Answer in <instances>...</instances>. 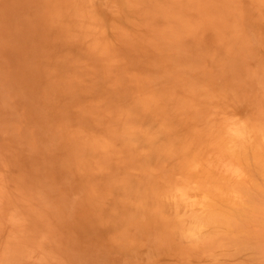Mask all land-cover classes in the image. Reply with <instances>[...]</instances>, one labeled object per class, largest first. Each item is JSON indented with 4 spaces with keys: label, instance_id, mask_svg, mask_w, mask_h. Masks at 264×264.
<instances>
[{
    "label": "rangeland",
    "instance_id": "1",
    "mask_svg": "<svg viewBox=\"0 0 264 264\" xmlns=\"http://www.w3.org/2000/svg\"><path fill=\"white\" fill-rule=\"evenodd\" d=\"M127 1H131L130 13L124 9ZM81 2L0 0V256L7 258L2 264H39L42 259L43 264H186L182 246L189 240L183 232L173 225L168 229L171 239L166 241L158 226L148 221L161 214L171 216L173 205L178 216L183 210L184 217L190 209L206 211L211 208L206 203L213 204L220 194L221 184H248V174H255L246 171L239 148L243 144L250 158V151L257 148L259 158L264 155V0ZM86 6L93 13L92 19L87 16L91 20L87 25H93L88 33L97 32L93 35L102 50H78L67 67L70 73L61 70L59 83H70L73 94L65 98L63 89L52 92L48 78L57 63L51 60L56 61L55 51L63 53L71 46L59 45L60 35L77 39L76 35L87 34L78 16ZM122 13L128 18L120 23ZM115 20L120 23L119 32L112 30ZM87 87H91L90 95L82 93L79 98ZM88 102L100 107L96 115ZM121 106L126 115L119 120L116 114ZM54 109L60 110L59 116ZM130 109L135 114H128ZM71 110L85 117L89 139L108 140V150L87 142L88 149L79 152L74 144L66 148L59 143L71 118L64 114ZM124 122L140 128L124 131L127 137H121L118 125L122 128ZM116 138L124 139L119 143ZM146 140L150 144L144 145ZM134 141L143 143L145 150ZM235 144L237 153L232 151ZM254 145L257 148L252 149ZM150 146L154 150L149 151ZM138 150L142 158L132 154ZM256 153L252 156L258 158ZM103 157L107 161L100 162ZM246 158L255 172L259 165ZM149 165L154 171L147 170ZM152 175L154 181L175 180L182 189L164 192L159 199L137 197L136 185L150 186ZM181 177L186 183L190 178L197 184L205 180L203 186L199 184L202 191L192 187L195 181L180 185ZM91 210L102 214L103 220L121 224L92 232L96 227H89ZM164 217L159 220L170 224L172 218ZM258 245L256 256L249 253L254 260L243 255L248 261L244 264H264V238ZM211 259L202 255L195 262L205 264Z\"/></svg>",
    "mask_w": 264,
    "mask_h": 264
},
{
    "label": "bare ground",
    "instance_id": "2",
    "mask_svg": "<svg viewBox=\"0 0 264 264\" xmlns=\"http://www.w3.org/2000/svg\"><path fill=\"white\" fill-rule=\"evenodd\" d=\"M72 1H74V0H72ZM85 1V0H84ZM91 1V0H90ZM105 1V0H104ZM77 2V1H76ZM106 2H108V1H106ZM124 2H126V1H124ZM73 4H74V2H72ZM84 2H83V0H82V2H81V4H83ZM90 3V2H89ZM110 3H111V0H110ZM130 3H131V1H127V5H126V3H125V10L128 12V13H130V9L132 8V7H130ZM80 4V3H79ZM88 4V3H87ZM86 4V5H87ZM106 4V3H105ZM76 5V4H75ZM84 5H85V3H84ZM92 4L90 3V6H91ZM108 5V3L106 4V6ZM59 6V5H58ZM109 6V5H108ZM73 7H75L74 5H73ZM80 7H82L81 5H80ZM83 7H85V6H83ZM90 8V7H89ZM92 8V7H91ZM90 8V9H91ZM87 9V10H86ZM86 9L84 8V9H80V11H79V15H78V13H75V15H78L79 16V20H80V24H81V27L85 30V32H87V34H80V35H76V37H77V39L76 38H72V37H70L68 34L67 35H60V38H61V40H62V42L59 44V45H68L69 44V49L66 51V52H63V53H59V52H57V51H55V60L56 61H53V60H51L52 62H56L57 63V66H54V68H53V70H50V75H49V80L52 82V84H53V90H52V92H57L58 90H60V89H63V94L62 95H65V98L67 97V96H69V95H73L72 94V89H71V84L70 83H67L66 81H65V83H59V79H61L60 78V72H61V70L62 69H64V71H65V75L66 74H68V73H70L69 71L67 72V67L68 66H70V63L73 61L72 59L73 58H75V55L77 54L76 52L78 51V50H86V51H88V52H91V51H93V52H96V53H100V51L102 50V49H100V46H99V44H98V42H97V39H96V36H94L93 34H95V33H97V32H95V33H93V32H91V33H88V32H90V26H89V24L87 25V20H88V18H87V16L90 18V17H93L92 15H93V13H92V11H90L89 10V12H88V7L86 6ZM69 10V9H68ZM67 10V11H68ZM76 10V9H75ZM72 11V10H71ZM118 12V11H117ZM59 13V12H58ZM71 13V15L73 14L72 12H70V10L68 11V14H70ZM92 13V14H91ZM115 13H116V11H115ZM97 14V13H96ZM113 14V13H112ZM74 15V16H75ZM113 15H118V14H113ZM100 16V15H99ZM58 17H54V20H58L57 19ZM100 18V17H99ZM127 19L128 18V16H127V13H122L121 14V16H120V18L118 19V21L120 22L122 19ZM66 20H67V18H65ZM90 19H92V18H90ZM88 20V21H91V20ZM101 19V18H100ZM63 20V19H62ZM102 20V19H101ZM94 21H95V19H94ZM112 21V20H111ZM117 20H115V24H114V27L112 28V30L113 31H117V32H119V31H121V28L119 27V25H120V23H117L116 22ZM125 21V20H124ZM98 22H100L99 20H98ZM113 22V21H112ZM112 22H111V25H112ZM95 23H96V21H95ZM103 23V22H102ZM105 23V22H104ZM123 23V22H122ZM109 24H110V22H109ZM97 25V24H96ZM100 25H101V23H100ZM111 25H109V26H111ZM108 26V27H109ZM92 28H93V25L91 26ZM112 27V26H111ZM124 28V27H123ZM82 29V30H83ZM109 29V28H108ZM93 30V29H92ZM106 30V29H105ZM123 30H125V29H123ZM95 31V30H94ZM98 31V30H97ZM124 32H126V30L124 31ZM105 34H106V32H105ZM96 35V34H95ZM73 36V35H72ZM111 38V37H110ZM111 40H112V38H111ZM114 41V40H113ZM112 41V42H113ZM245 45V44H244ZM240 47V46H239ZM217 52V51H216ZM222 59V58H221ZM42 68H40V71H39V74L41 75L42 74ZM53 75H56L57 77H56V80H55V78H53V79H50ZM75 79H78L77 77H75ZM65 84V85H64ZM90 88L91 87H87L86 89H85V92H81V93H79V98H81V94L82 93H85V94H88V95H90ZM106 92V91H105ZM107 93V92H106ZM113 93V92H112ZM69 94V95H68ZM112 96H114V94H112ZM73 99H74V97H73ZM73 99H72V101H73ZM191 99V98H190ZM119 100H121V98L119 99ZM88 104H89V106H90V108L92 109V111L94 112V115H96L97 113H96V111L98 110V108H100V107H98V106H96L93 102H88ZM70 106V105H69ZM68 106V107H69ZM107 105H104V107H106ZM118 108H120L119 110H117V114H116V117L117 118H119V120H122L123 119V117L122 116H124V114H125V111L123 110V107L121 106V107H118ZM181 108H183L182 106H181ZM149 109V108H148ZM180 109V108H179ZM184 109V108H183ZM192 109H194V108H192ZM150 110V109H149ZM185 110V109H184ZM60 112V110L59 109H54V115H56V116H59L58 115V113ZM135 114V111L134 110H132V109H130V110H128L127 111V113L128 114ZM182 112V113H181ZM198 112V111H197ZM196 112V113H197ZM104 114H105V112H103ZM136 113H137V111H136ZM138 114V113H137ZM181 114H184L183 113V111H180V115ZM64 115H66V116H68V118L69 117H71V118H69V120H67L66 122H67V124H66V126L63 128L64 130H62V132L61 133H63V138H62V140L59 142V143H63V146L64 147H66V148H70V147H72L71 145H75V146H77L76 147V149H77V151H81L82 149H88V148H86L87 146H88V144H87V142H89V145L91 146V145H94V146H100V148L101 149H103V150H108L109 149V147H110V144H109V142H108V140L105 138V137H103L102 136V138L101 139H95V138H88L89 137V134L87 133V132H85V130H84V128H86V127H88V125L87 124H84L83 123V121L85 120L84 118L85 117H83V116H80V115H82V113H78V112H76V111H74V110H71V111H69V113H67V114H64ZM73 115H75V116H73ZM85 115V114H84ZM109 115V114H108ZM126 115V114H125ZM188 115V114H187ZM86 116V115H85ZM109 117L110 118H115V117H113V116H110L109 115ZM61 118V117H60ZM62 119V118H61ZM264 119V118H263ZM60 120V119H59ZM58 120V121H59ZM57 120H56V122H58ZM62 121H64L63 119H62ZM124 121V120H123ZM123 121L121 122L122 124H123ZM125 123V122H124ZM76 124V126H75V129L73 128V126ZM121 124V125H122ZM125 124H129L128 126H126L125 127ZM123 126L124 127H122L121 128V125L119 126L118 125V129H119V131L116 129V127H115V129L118 131V133H119V135L122 137V134L123 135H125L124 134V131L125 132H127L128 130L129 131H134V130H139L138 128H140V126L138 127V126H136V125H134L133 127H134V130H132L133 129V127H132V124L131 123H125ZM78 125V126H77ZM143 129V128H142ZM141 129V130H142ZM71 130V131H70ZM66 131H70V135L68 136V134L66 133ZM128 131V132H129ZM237 131H239V130H237ZM142 132H144V130L142 131ZM241 132V131H240ZM85 133V134H84ZM140 133V132H139ZM141 134V133H140ZM126 136V135H125ZM130 136V135H129ZM128 136V137H129ZM140 136V135H139ZM147 136H149V135H147ZM248 136V135H247ZM93 137V136H92ZM127 137V136H126ZM126 137H124V138H126ZM124 138H121V139H119L118 140V138H116V140H118V142L119 143H122L123 142V140L122 139H124ZM150 138H148V141H150L149 140ZM140 140V139H139ZM246 140V139H245ZM244 140V141H245ZM255 140H257V139H255ZM243 140H242V142L245 144L246 142H244ZM247 141V140H246ZM258 141V140H257ZM133 142V141H132ZM132 142H130L132 145H134ZM135 142V145H137L139 142H137L136 143V141H134ZM239 143H240V140L238 141ZM249 142V141H248ZM248 142L246 143V146L247 147H249V145H250V143H249V145H248ZM58 143V141H57V144H59ZM141 143V142H140ZM139 143V145H140V149H141V145H143V143L142 144H140ZM147 143V145L148 144H150L149 142H147V140L145 141V143H144V145ZM232 143V142H231ZM241 144V143H240ZM143 145V146H144ZM228 145V144H227ZM232 145H233V143H232ZM231 145V146H232ZM238 145L239 144H237V147H238ZM242 145V147H243V144H241ZM251 146V145H250ZM255 146V147H254ZM253 147H252V149L253 148H257V145H254ZM261 146L262 145H260V148H261ZM131 147H133V146H131ZM137 147V146H136ZM232 147H234V149L232 150L233 152L235 151L236 153H237V149H236V144L234 145V146H232ZM241 147V146H240ZM239 148V150H241V152L244 154H242L240 151H238V152H240V154H241V157L244 159L243 161L245 162L244 163V165L246 164V166H247V168H246V171L248 170V172L249 173H255L254 175H249L248 174V176H247V174L245 175V177L247 176V178H249L248 179V181H249V183L248 184H246V183H243V184H241V183H239V182H237L236 183V181H234L235 183H233V182H231L232 184H231V186H229V187H231V189L227 186L229 183H226V185L225 184H221V186L222 187H218L219 188V192H220V194L219 193H217V194H219L218 196H217V198H216V200L214 199V201H212L213 202V204H211L210 205V200H209V202L206 200V202H208V203H206V206L207 207H209V206H211V208L209 207L208 209H206V211H203L202 210V208L203 207H201V212L200 213H198V208H197V213H196V211L195 210H191L190 209V211L189 212H187L186 214H185V217H184V215H183V211H182V214H181V216L179 215H177L178 213L176 212V214H174L175 212L174 211H176V206L175 205H173V207H174V210H173V214L170 216H162V214H161V216L159 217V218H157L158 217V215H157V219H152V220H149L148 221V223L149 224H151L152 226H158V229L157 230H159V232H161V234H164L167 238L165 239L166 241H169V239H171V236H172V234L170 235V234H168V229H171V227L173 226V225H175V226H177V229L178 230H180L181 232H183V234H184V237L186 238V239H188L189 240V243L186 245V246H182L183 248H184V250H186V255H182V257H184L185 258V262L186 261H188V262H186V264H197L196 262L198 261L197 259H201L202 258V255H205V257L206 256H208V258L211 256L212 257V259L211 260H209L210 262H208L207 260H206V262H205V264H227V263H229V262H231V264H244L246 261H247V259H245L246 257H252L249 253L250 252H253V254L254 253H256L257 251H258V246H260V245H258V243L260 244V240L262 239V238H264V164H263V161H264V155L261 157V155H260V158H259V154H261V152H258L259 150H258V148L257 149H253V152L254 153H256L258 156V158H259V162H258V158H256V156L255 157H253L254 156V153L252 152V151H250L251 152V157L252 158H250V154L248 155L249 157H247V155H245L246 153H247V151H246V149L243 147V148ZM246 147V148H247ZM262 148H263V150H264V145L262 146ZM132 149V148H131ZM131 149L129 150V151H131ZM134 149V148H133ZM226 149V148H225ZM230 149V148H229ZM232 149V148H231ZM142 150H145V146H144V148L142 149ZM151 150H154V148L152 147V146H150V149H149V151H151ZM246 152H245V151ZM251 150V149H250ZM258 150V151H257ZM262 150V149H261ZM168 151V150H167ZM249 151V150H248ZM131 152H133V151H131ZM231 152V151H230ZM233 152H231V153H233ZM263 153H264V151H262ZM107 153H109V152H107ZM259 153V154H258ZM133 155L135 154V156L134 157H143L144 155H143V152L142 151H140V150H138V151H134V153H132ZM182 154H183V152H182ZM252 154H253V156H252ZM255 154V155H256ZM74 154H72V156H73ZM79 155V154H78ZM117 155V154H116ZM184 156H185V154H183ZM235 155V154H234ZM234 155H232V156H234ZM182 156V155H181ZM221 156H222V154H221ZM231 156V155H230ZM231 156V157H232ZM238 156H239V158H240V155L238 154ZM237 155H235V157H236V159H237V157H238ZM247 158H246V157ZM74 157V156H73ZM223 157V156H222ZM245 158H246V160L248 159V158H250V159H252L253 160V162L255 163V165L257 166V165H259V166H257V169H256V171L255 172H252V170L250 171V169H249V166L251 165V164H248L249 163V159L247 160L248 161V163H246V161H245ZM134 159V158H133ZM178 159V158H177ZM181 159H182V157H181ZM232 159H234V157L232 158ZM235 159V160H236ZM256 160V162H255V160ZM103 160V162H105V161H107V158L106 157H103L101 160H100V162ZM179 160V159H178ZM229 160H230V157H229ZM261 160H263V161H261ZM115 161V160H114ZM194 161V160H193ZM200 161V160H199ZM237 161V160H236ZM236 161H235V163H236ZM238 161H240V159L238 160ZM261 161V162H260ZM230 162H232V164H234V162L233 161H230ZM257 162L259 163V164H257ZM138 163V162H137ZM206 163V162H205ZM214 162H212V164H213ZM222 163V162H221ZM240 163H242V162H240ZM251 163H252V161H251ZM260 163H262V164H260ZM209 163L207 162V165H208ZM225 164V163H224ZM227 165H228V163H226ZM225 164V165H226ZM230 164V163H229ZM239 164V163H238ZM248 164V165H247ZM214 165V164H213ZM218 165V164H217ZM216 165V166H217ZM222 165V164H221ZM226 165V166H227ZM262 165V166H261ZM104 166V165H103ZM141 166V165H140ZM145 166V165H144ZM143 166V167H144ZM210 166V165H209ZM209 166H208V168H209ZM215 166V165H214ZM233 166V165H232ZM231 166V167H232ZM235 167H236V164L234 165ZM240 165H238V167H239ZM253 167H254V165H252ZM2 167H4L3 165H2ZM138 167V166H137ZM136 167V168H137ZM146 167H148V166H146ZM195 168L193 169V170H196V167H198V164H197V166H194ZM201 167V166H200ZM230 166L228 165V168H229ZM237 167V168H238ZM243 170H244V168L242 167V165L240 166ZM253 167H252V169H253ZM99 168V167H98ZM136 168H135V170L134 171H136ZM150 168H152V169H150ZM215 168V167H214ZM222 168H224L223 170H225V169H228L227 167L225 168V167H223V165H222ZM146 169V168H145ZM152 170V171H154V169L155 168H153L151 165H149V167L147 168V170ZM210 169V168H209ZM230 169H232V168H230ZM230 169L228 170V172L230 171ZM241 169V170H242ZM1 170V169H0ZM6 170V169H5ZM98 170V169H97ZM100 170V169H99ZM128 170V169H127ZM139 170H140V168H139ZM138 169H137V172H133V170H132V172H133V174L135 175L136 173H138V171H139ZM205 170V169H204ZM242 170V171H243ZM255 170V167H254V169H253V171ZM4 171V170H3ZM131 171V170H130ZM80 172V171H79ZM94 172V171H93ZM205 172V171H204ZM203 172V170H202V173H204ZM224 172H226V171H223V173ZM239 172V171H238ZM241 172V171H240ZM1 173H3V172H1ZM0 173V174H1ZM201 173V175L202 176H204L203 174ZM209 173H211V171L209 172ZM243 173L245 174V172L243 171ZM256 173H258L259 174V176L258 177H262L261 178V181H256L255 179L256 178H258V177H256L255 175H256ZM148 174H150V173H148ZM196 174V173H195ZM194 174V175H195ZM193 175V176H194ZM197 175H198V173H197ZM207 175V174H206ZM182 176V175H181ZM184 177H185V175H183ZM192 176V177H193ZM200 176V175H199ZM137 176H135V178H136ZM205 178H206V176H204ZM254 177H256L255 179H254ZM134 178V179H135ZM187 177H185V181L187 180V181H189V178L188 179H186ZM204 178V179H205ZM154 179L155 178H153V175H152V183L151 184H148V185H150V186H140L139 184H137L136 185V191L134 192L135 194H136V196L137 197H141V196H145V195H152V196H154V197H156V198H158V197H160V194H165L166 192H168L169 194L171 193V194H173V193H175V192H177V190H173L174 188H177V185L174 183V181L175 180H165V181H154ZM181 180H182V177L180 178ZM210 179V178H209ZM259 179V178H258ZM192 180H193V178H192ZM215 180V179H214ZM260 180V179H259ZM4 181V180H3ZM99 181H101V180H99ZM185 181H183L182 180V183H180V185L182 184V186H184V183H186ZM194 181L195 180H193V181H191V178H190V182H191V185H192V182L194 183ZM209 181V180H208ZM184 182V183H183ZM190 182L189 183H186L187 185L188 184H190ZM199 182V181H198ZM203 182L205 183V180H201V182H199L198 184H197V181H195V185H193L192 187L195 189V187H197V186H199V187H197V191H199V190H201L202 191V188H200V185H202L203 184ZM4 183L6 184V182L4 181ZM3 183V184H4ZM201 183V184H200ZM209 183V182H208ZM213 183V182H212ZM215 183H216V181H215ZM3 184H2V187H3ZM4 184V185H5ZM176 186H175V185ZM200 184V185H199ZM210 184V183H209ZM209 184H207V185H209ZM8 185V184H7ZM6 185V186H7ZM217 185H220V184H217ZM226 186V189L225 190H223V188H225V186ZM230 185V184H229ZM9 186V185H8ZM203 186V185H202ZM211 186V185H210ZM130 187H131V185H130ZM187 187V186H186ZM207 187V186H206ZM213 187V186H212ZM211 187V188H212ZM4 188V187H3ZM178 188L180 189L181 188V186H178ZM177 188V189H178ZM188 188H190V187H188ZM192 188V189H193ZM205 187H203V189H204ZM178 189V190H179ZM182 189V188H181ZM191 189V188H190ZM229 189V190H228ZM173 190V193L171 192ZM188 190V189H187ZM209 190H210V188H209ZM233 191V193H235V194H240V195H229L230 193H232V191ZM175 191V192H174ZM185 191V190H184ZM189 191V190H188ZM203 191H206V193H207V191H208V189L206 190H203ZM213 191V189H211L210 190V192H212ZM227 191H231L230 193L229 192H227ZM10 192V191H9ZM162 192V193H161ZM165 192V193H164ZM190 192V191H189ZM194 192V191H193ZM209 192V191H208ZM209 192V193H210ZM214 192V191H213ZM212 192V193H213ZM217 192V191H216ZM226 192V193H225ZM182 193H185V192H182ZM199 193H201V192H199ZM209 193H207V194H209ZM212 193H210V194H212ZM215 193V192H214ZM224 193V195H222ZM229 193V194H228ZM232 193V194H233ZM8 194V193H7ZM201 194H203V192L201 193ZM200 194V195H201ZM199 195V194H198ZM221 195V196H220ZM208 197V196H207ZM170 198H172V197H170ZM159 199V198H158ZM172 199H174V198H172ZM211 199V198H210ZM175 200V199H174ZM173 200V202L175 203V201ZM212 200V199H211ZM5 201V200H4ZM193 203V202H192ZM204 203V202H203ZM178 204V203H177ZM190 205V204H189ZM196 205H198V204H196ZM209 205V206H208ZM185 206V205H184ZM186 207V206H185ZM189 207V206H188ZM187 208V207H186ZM181 209V208H180ZM187 209H189V208H187ZM1 210V209H0ZM128 210V209H127ZM199 210H200V208H199ZM205 210V209H204ZM119 211L120 212H118V214L119 213H121V208H119ZM129 211V210H128ZM161 211V210H160ZM193 211V212H192ZM195 211V212H194ZM181 213V212H180ZM179 213V214H180ZM184 213H185V211H184ZM160 214V213H159ZM176 215V216H175ZM161 217H164V220L165 219H171L172 218V220H170V224H167L165 221H160L159 219L161 218ZM170 217V218H169ZM180 217V218H179ZM188 218V219H187ZM104 219V216H102V214H99V215H97V214H95V213H93V211L91 210V214H90V217H88V220H90V228L91 227H96L95 229H92V232H93V230H100L99 228H100V226H102V227H104L105 225H107V224H112L113 225V227L114 228H117V226L119 225V224H121L120 222H114L113 223V219L112 220H103ZM161 219H163V218H161ZM185 219L187 220V221H185ZM183 222H186L187 223V226H185V225H183V224H185V223H183ZM189 223V224H188ZM7 224H9V223H7ZM144 224H145V222L144 223H141V224H139V226H142V227H140V230H142V229H144ZM14 225V224H13ZM180 225V226H179ZM2 230V229H1ZM10 231V230H9ZM18 232V231H17ZM10 233V232H9ZM112 235V234H111ZM9 236H12V235H9ZM9 236H6L7 238H5V240L6 241H8L9 240ZM132 241H135V240H132ZM258 242V243H257ZM142 243V242H141ZM100 244V243H99ZM258 245V246H257ZM129 246V245H128ZM2 250V249H1ZM3 250H4V248H3ZM217 251V252H214V251ZM218 250H220L221 251V253H218ZM30 251V250H29ZM34 251V250H33ZM89 251H91V250H89ZM256 251V252H255ZM214 252V253H213ZM260 252V251H259ZM30 253H31V251H30ZM33 253V252H32ZM218 253V254H217ZM219 254H220V256H219ZM257 254V253H256ZM256 254H254V256H256ZM35 255H37V253L35 254ZM39 255V254H38ZM49 255L50 256H52V254L51 253H49ZM48 255V256H49ZM243 255H246V257L244 256L243 257ZM248 255H250V256H248ZM5 256V255H4ZM25 256V255H24ZM46 256H47V254H46ZM49 256V257H50ZM191 256V257H190ZM253 256V257H254ZM1 257V256H0ZM20 257H22V256H20ZM43 257V256H42ZM193 257V258H192ZM241 257H242V259H241ZM252 257V258H253ZM2 258V259H1ZM0 258V264H2V262H5V261H7V258L6 257H1ZM40 258V257H39ZM168 258V257H167ZM227 258H229V261H227L226 259ZM249 258H248V260H249ZM252 258H250V259H252ZM26 259H28V257H27V255H26ZM30 259V258H29ZM32 259V258H31ZM30 259V260H31ZM195 259H196V262H195ZM40 260V259H39ZM168 260V259H167ZM213 260H216L217 262L216 263H214L213 262ZM234 260V261H233ZM253 260H254V258H253ZM257 260V259H256ZM18 261V260H17ZM32 261V260H31ZM251 261V260H250ZM43 262H45V261H43V259L42 260H40V262L39 261H37L36 263H39V264H43ZM202 262V261H201ZM248 262V261H247ZM252 262V261H251ZM15 263H17L16 261H14V262H10L9 264H15ZM50 263V262H49ZM250 263V262H249ZM3 264H5V263H3ZM28 264V263H27Z\"/></svg>",
    "mask_w": 264,
    "mask_h": 264
}]
</instances>
